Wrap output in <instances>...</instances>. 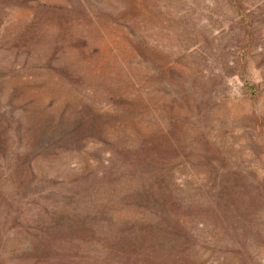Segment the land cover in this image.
Wrapping results in <instances>:
<instances>
[{
	"label": "trees",
	"instance_id": "16d2710c",
	"mask_svg": "<svg viewBox=\"0 0 264 264\" xmlns=\"http://www.w3.org/2000/svg\"><path fill=\"white\" fill-rule=\"evenodd\" d=\"M227 2L253 42L256 15ZM173 13L161 0H0V264H206L218 251L225 180L243 174L162 44ZM150 70L170 96L155 114Z\"/></svg>",
	"mask_w": 264,
	"mask_h": 264
},
{
	"label": "rangeland",
	"instance_id": "374dc122",
	"mask_svg": "<svg viewBox=\"0 0 264 264\" xmlns=\"http://www.w3.org/2000/svg\"><path fill=\"white\" fill-rule=\"evenodd\" d=\"M161 1L176 18L169 30L162 31V44L174 48L171 60L184 70L190 90L205 96L202 108L210 136L226 151L227 165L229 159L233 168L239 167L230 171L243 174L225 180L228 189L222 194V204L231 211L230 220L220 221L222 227L212 230L208 241L220 248L204 254L206 264H264V0H243L247 11L256 15L253 42H248L241 16L227 0ZM171 32L174 36L170 37ZM247 43L250 46L242 78L232 75L228 65ZM101 47L106 53L101 60L105 61L112 49H118L117 37L104 40ZM156 75L150 70L154 114L161 96L165 103L170 100L163 92L157 93ZM245 81L255 86V95L245 87ZM162 90L171 93L164 86ZM33 92H40L35 85L29 93ZM44 98L47 102L51 97ZM63 103L59 98L53 105L61 108ZM243 249L250 263L243 257Z\"/></svg>",
	"mask_w": 264,
	"mask_h": 264
}]
</instances>
